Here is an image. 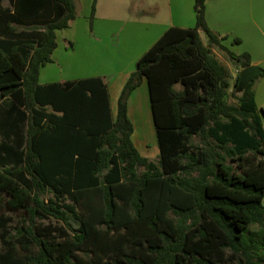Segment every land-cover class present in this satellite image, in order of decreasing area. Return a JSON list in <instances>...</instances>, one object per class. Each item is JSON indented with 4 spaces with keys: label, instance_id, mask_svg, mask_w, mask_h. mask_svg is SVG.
Masks as SVG:
<instances>
[{
    "label": "trees",
    "instance_id": "1",
    "mask_svg": "<svg viewBox=\"0 0 264 264\" xmlns=\"http://www.w3.org/2000/svg\"><path fill=\"white\" fill-rule=\"evenodd\" d=\"M9 1L0 0V264H264V242L246 236L264 225L253 91L264 70L240 84L251 57L209 29L207 0H194L193 28L168 29L138 60L115 115L101 78L39 84L57 31L76 19L75 1ZM213 47L239 70L234 104ZM143 79L157 163L131 140L128 100Z\"/></svg>",
    "mask_w": 264,
    "mask_h": 264
},
{
    "label": "crops",
    "instance_id": "2",
    "mask_svg": "<svg viewBox=\"0 0 264 264\" xmlns=\"http://www.w3.org/2000/svg\"><path fill=\"white\" fill-rule=\"evenodd\" d=\"M95 0H75L76 19L70 23L68 29L64 30L67 38L64 43L68 46L72 40V31L78 29L82 38V44L85 50L90 54L89 58L92 62L89 68L84 67L79 78L69 80L68 73L59 80L47 82L44 75V68L40 70L39 84L47 85L53 83H66L87 78H101L107 86L109 94V106L113 115H115L117 101L120 93L125 85L129 75L135 70L138 60L161 38V36L170 28L190 29L195 25L193 2L194 0H164L165 5L156 6L152 2H145V10L137 12L139 17L130 18L127 22H123V8L119 2L123 0H96L93 28L90 31L87 19L91 13V7ZM133 0H129L131 3ZM2 6L4 8L10 7ZM222 4L221 0H215V4ZM214 5V7L216 6ZM211 0H207L205 7L206 23L211 31L213 21L212 13L216 12L212 9ZM121 8V9H120ZM225 10V9H224ZM220 7V11L224 14L222 19H226V13ZM251 14V13H250ZM250 17H252L250 15ZM81 18V19H80ZM150 19V20H149ZM83 20L81 25L79 21ZM63 31V32H64ZM62 32V31H57ZM56 33L57 48L52 54V58L58 52V37ZM217 37L228 39V34H219ZM223 35V36H222ZM227 37V38H226ZM73 43V42H72ZM74 45V44H73ZM239 45V44H238ZM66 49V46H63ZM75 47H73L74 50ZM72 50V48H70ZM212 52L214 50L212 49ZM252 60V59H251ZM53 62V60H52ZM263 62L261 61V66ZM48 65V64H47ZM259 68L257 63L251 61V69L245 74L250 80L253 73ZM244 71V70H243ZM239 72V71H238ZM245 80V81H247ZM46 81V82H45ZM113 108L115 111H113ZM127 115L133 125V135L131 137L134 147L142 157L152 160L156 153L151 152L145 142L141 141L144 137L143 131H150L149 127L153 125V117L149 100L148 85L145 79L141 85L135 89L129 100L127 107ZM155 132V130H154ZM157 143V142H156Z\"/></svg>",
    "mask_w": 264,
    "mask_h": 264
},
{
    "label": "rangeland",
    "instance_id": "3",
    "mask_svg": "<svg viewBox=\"0 0 264 264\" xmlns=\"http://www.w3.org/2000/svg\"><path fill=\"white\" fill-rule=\"evenodd\" d=\"M145 2H152L153 5L156 6L165 5L164 0H133L131 3H129V0H123L119 2L120 7L123 8V16L121 17V20L123 22H127L130 18H136V16L139 17L140 15L137 14L139 10L148 9L146 8V5L144 6ZM221 2L222 4L219 6V2L216 5L215 0H211V6L214 7V5H216L212 9L213 11L216 10V12L212 13L211 17L213 21L212 28L214 30V32H212L216 36L217 34L215 31L219 32V34H228V39L222 40L221 44L235 55H242L244 53L249 54L251 59L257 63L258 67L264 70V0H221ZM4 6H9L8 0H4ZM192 6L194 7V2ZM220 7L223 10L225 9L226 19H222V14L224 13L220 11ZM250 15L252 17H250ZM89 17L87 19L88 27ZM81 21L83 22V20H80L78 25H81ZM77 31L79 30L76 28L72 31L73 38L69 41L71 46L64 43V40H67V42L69 40L66 36L67 32L62 31L57 33L59 43L58 52L54 54L52 58L53 62L46 65L43 70L44 75H46L44 78H46L47 82L59 80L60 77H64L67 73V78H70L69 80H76V78L81 76L80 71L84 67L89 68L90 65H92L89 58L90 54L86 52L85 45L82 44L81 35ZM200 38L204 45L208 44V38L205 34L200 33ZM219 39H223V37H220ZM235 39L240 40L239 45L234 44ZM63 46H66L67 48L64 49ZM73 47H75L74 50ZM70 48H72V50H70ZM212 49L214 50L213 55L231 75V88L228 91L227 101L230 104H234L236 101L231 96V93L234 92L236 95H239L241 92V89H237L234 86L239 70L229 59L226 53L217 47H213ZM261 61L263 62L262 66ZM253 91L255 94V105L264 131V78H258L256 80L253 86ZM113 111H115L114 108ZM149 129L150 131H143L144 137L140 140L145 142L151 152L156 153L157 156H154L151 161L157 163L158 148L152 124ZM191 142L192 145L196 146L199 144V138L194 137ZM143 171V168L139 169L140 173ZM49 197H51V194H46L43 196V199H47ZM4 214L13 217L16 222L21 220L20 215L18 216L11 211L6 210L4 211ZM41 223L48 225L50 221H41ZM55 224L56 223L54 222L53 225ZM70 225V230L77 228V223L72 220ZM61 226L63 227L64 225L62 224ZM246 236L248 238L253 237L264 242V225L262 227L259 225L250 226ZM1 246L2 243L0 241V248Z\"/></svg>",
    "mask_w": 264,
    "mask_h": 264
},
{
    "label": "flooded vegetation",
    "instance_id": "4",
    "mask_svg": "<svg viewBox=\"0 0 264 264\" xmlns=\"http://www.w3.org/2000/svg\"><path fill=\"white\" fill-rule=\"evenodd\" d=\"M247 78H248V75L247 74H244V76L241 78L240 84L241 85L244 84L246 82L245 80H247Z\"/></svg>",
    "mask_w": 264,
    "mask_h": 264
},
{
    "label": "water",
    "instance_id": "5",
    "mask_svg": "<svg viewBox=\"0 0 264 264\" xmlns=\"http://www.w3.org/2000/svg\"><path fill=\"white\" fill-rule=\"evenodd\" d=\"M248 69H245L244 71L241 72L240 78L244 76V74L247 72Z\"/></svg>",
    "mask_w": 264,
    "mask_h": 264
}]
</instances>
